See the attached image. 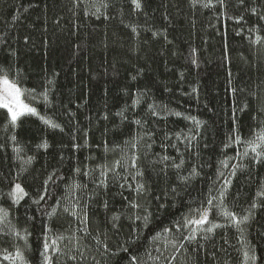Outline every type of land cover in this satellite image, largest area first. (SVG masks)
Wrapping results in <instances>:
<instances>
[{
    "label": "trees",
    "instance_id": "obj_1",
    "mask_svg": "<svg viewBox=\"0 0 264 264\" xmlns=\"http://www.w3.org/2000/svg\"><path fill=\"white\" fill-rule=\"evenodd\" d=\"M2 78L0 264H264V0H0Z\"/></svg>",
    "mask_w": 264,
    "mask_h": 264
},
{
    "label": "snow or ice",
    "instance_id": "obj_2",
    "mask_svg": "<svg viewBox=\"0 0 264 264\" xmlns=\"http://www.w3.org/2000/svg\"><path fill=\"white\" fill-rule=\"evenodd\" d=\"M136 6L140 7V4L137 2ZM21 95L22 93L18 86L10 82L7 78L0 79V107L7 109L8 113L11 115V120L13 123H15L22 115L26 113L35 114L36 112L34 108L30 107L29 105L25 104L22 101ZM45 123L51 124L52 127H58V125L52 124L51 121H45ZM258 139L261 141H264V133L259 134ZM252 150L255 152L256 146H254ZM257 155L259 156L261 155V153L257 152ZM140 188L142 189L143 186L141 185ZM11 195L15 196V199L19 201L20 199L23 198L24 195H26V193L24 192L23 188L19 184H17L15 186V192L12 193ZM209 203H211V201H209ZM223 215L232 219L236 223L237 226H239V224L242 223V221L237 220L235 215L231 212L224 211ZM243 219L246 221L248 218L244 217ZM191 223L197 226L207 224L208 223V212L204 211L200 219L192 220ZM209 231H211V229H209ZM17 235H19V233H17ZM193 238L194 236L189 237V239H193ZM53 245H55V241H53ZM48 250H49V244L45 243L44 251L47 252ZM15 259L19 260L20 264H26L23 254L19 251H17V253L15 254ZM45 259L48 261V264H51L50 257L46 256ZM252 259H255V257H252Z\"/></svg>",
    "mask_w": 264,
    "mask_h": 264
},
{
    "label": "rangeland",
    "instance_id": "obj_3",
    "mask_svg": "<svg viewBox=\"0 0 264 264\" xmlns=\"http://www.w3.org/2000/svg\"><path fill=\"white\" fill-rule=\"evenodd\" d=\"M21 93H22V95H21V99H22V101H23L25 104L29 105L30 107H32V108H34V109L36 110L35 107H33L32 105H30V104H28V103L25 102L23 92L21 91ZM0 108H3V107H0ZM4 109H5V108H4ZM5 110H7V109H5ZM35 113H36V112H35ZM26 114H28V113H26ZM24 115H25V114H24ZM10 116H11V115H10ZM19 185H20V184H19ZM20 186H21V185H20Z\"/></svg>",
    "mask_w": 264,
    "mask_h": 264
}]
</instances>
